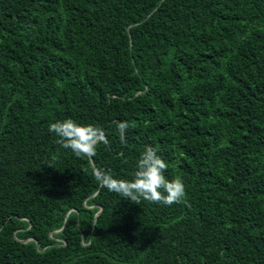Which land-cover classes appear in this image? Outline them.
<instances>
[{"label":"trees","instance_id":"1","mask_svg":"<svg viewBox=\"0 0 264 264\" xmlns=\"http://www.w3.org/2000/svg\"><path fill=\"white\" fill-rule=\"evenodd\" d=\"M149 145L187 203L98 183ZM0 264H264V0H0Z\"/></svg>","mask_w":264,"mask_h":264},{"label":"clouds","instance_id":"2","mask_svg":"<svg viewBox=\"0 0 264 264\" xmlns=\"http://www.w3.org/2000/svg\"><path fill=\"white\" fill-rule=\"evenodd\" d=\"M128 127L126 122L118 125L122 142L124 141L123 131ZM48 130L58 137L56 142L61 147L70 149L81 158L94 157L98 144L107 143L102 128L93 124H80L71 118L51 123ZM167 168L168 164L158 154V150L149 145L141 153L132 179L115 178L111 172H103L95 178L108 191L137 205L142 200L166 206L187 203L183 179L179 176L168 179L165 176Z\"/></svg>","mask_w":264,"mask_h":264}]
</instances>
